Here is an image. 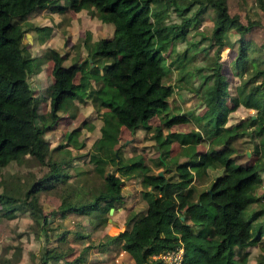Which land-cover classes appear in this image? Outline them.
<instances>
[{
    "label": "trees",
    "instance_id": "obj_1",
    "mask_svg": "<svg viewBox=\"0 0 264 264\" xmlns=\"http://www.w3.org/2000/svg\"><path fill=\"white\" fill-rule=\"evenodd\" d=\"M66 1L64 5L57 0H0V168L21 160L26 154L50 165L48 173L33 181L21 194L17 192L15 196L8 189L0 191V204L11 205L7 211L26 205L42 222H48L38 204V191L46 186V181L57 180L62 173L60 163L49 157L45 159L41 150L44 133L52 127L59 110H66L75 99L91 97L101 119L100 136L94 140L93 148L95 168L103 175L104 186L91 200L81 204L65 206L62 200L61 214L67 211L87 214L98 210L103 213L108 212L110 206L122 205V181L115 170L123 175L136 170L144 187L140 193L146 207L126 218L123 229L107 233L106 240L95 245L100 251L119 245L133 258L132 264L153 261L160 264V259H153L152 254L183 244L180 264H243L235 256V248L255 244L264 234V194L258 191L263 182L262 163L259 160L243 164L235 161L232 156L235 148L230 140L252 125L255 130L251 131L260 135V146H256L255 151L260 152L264 147V77L259 83L249 82L255 75H264V52L261 53L264 42L257 45L246 37L253 26L264 27V22L254 15H247L246 21L243 20L240 12L230 11L227 0ZM254 1L257 10L264 13V0ZM48 7L57 11L66 7L91 9L100 20L113 24V32L108 37L96 39L83 60L64 63L65 55L56 48L48 49L53 61V80L47 87L49 110L43 114L39 113L38 97L28 80L29 74L38 70L40 58L26 52L22 43L25 29L19 19ZM170 7L177 15L176 20L165 19ZM207 10L213 14L211 30L209 35L202 33L201 37L207 38L209 45L215 44L218 51L224 45H233L229 34L236 32L233 68L242 74L252 66L255 72L237 85L229 105L225 99L229 94V82L222 73L219 53H216L208 63V71L198 74L201 85L204 84L207 105L201 116L212 121L211 133L223 146L210 148L199 156H195L196 150L191 147L188 160H172L167 158L170 142L178 139L186 143L191 142V138L187 132L178 130H168L164 134L162 125H155L152 128L155 146L162 150L159 163L165 170L173 168L174 171L169 175L151 172L142 158H125L115 147L120 128L134 130L153 115L163 112L162 121L167 127L188 119L185 113L165 116L168 98L176 87L164 82L170 70L164 48L168 43L186 41L177 65L188 64L184 60L195 54L193 49L208 48L207 45L199 47L200 39L190 41L187 37L188 28L202 21ZM35 29H45L46 33L49 28L36 26ZM253 47L258 48L260 60L251 54ZM259 63L263 66L258 67ZM78 72L80 79L75 81ZM193 75L196 74L191 70L190 78ZM91 80L98 83V87H93ZM238 105L257 108L258 113L254 117L249 115L248 123L225 125L228 111ZM216 125L222 126V135L214 130ZM76 134L75 128L68 131L67 136L71 140ZM108 165L113 167L112 171L106 168ZM218 166L221 173L208 186L196 191L194 179L207 176L208 168ZM16 200H20L21 205H13ZM106 219L107 216L104 221ZM92 246L85 245L71 263L84 261ZM64 255L55 248L45 249L43 263H52L49 259L55 263Z\"/></svg>",
    "mask_w": 264,
    "mask_h": 264
},
{
    "label": "rangeland",
    "instance_id": "obj_2",
    "mask_svg": "<svg viewBox=\"0 0 264 264\" xmlns=\"http://www.w3.org/2000/svg\"><path fill=\"white\" fill-rule=\"evenodd\" d=\"M227 1L230 11L240 12L243 20L246 21L247 15H254L264 22V13L257 10L254 0ZM57 2L67 4L66 0H57ZM212 15V11L207 10L203 13L202 21L188 28L187 37L190 41L200 39L199 47L204 45L208 47L204 50L202 48L193 49L192 53L195 54L193 56L191 54L192 57L184 60L188 64L177 65L181 62L179 53L185 48V40L178 41L174 45L168 43L164 48L166 63L170 69L164 82L176 87L168 98L169 106L165 116L169 113H185L188 119L167 127L162 121L163 112L153 115L134 130L125 126L120 128L115 147L125 158L129 156L142 158L143 163L150 166L151 172L161 171L169 175L174 171L173 168L165 170L164 165L159 163L162 150L155 146L157 142L153 137L154 130L152 129L155 125L161 124L164 134L168 130H178L187 132L191 138V142L186 143L178 139L170 142L167 158H172V160H188L193 147L196 150L195 156H199L200 153L210 148L223 146L222 141L216 139L211 133L212 121H209L208 117L201 116L207 105L204 101V84L201 85V77L198 74L208 71V63L214 59L216 53H219L218 59L221 60L222 73L227 76L229 82V94L225 97L229 105L232 103L231 96L236 94L237 85L255 72L252 66H250L252 70L248 69L242 74H238L233 68V59L237 49V42L234 41L238 37L236 32L231 31L229 34L233 45H224L218 51L215 44L209 45V40L201 37L202 33L210 34ZM165 19H177L171 7ZM19 20L25 29L22 43L26 52L40 58L38 70L29 74L28 80L33 93L38 97L39 113L45 114L49 110L47 87L53 80L51 73L53 61L48 56V49L56 48L65 55L64 63L83 60L88 56V48L96 39L112 34L113 24L100 20L91 9L74 10L68 7L62 11L51 10L49 7L37 9ZM36 26H47L49 29L45 33V29H35ZM246 37L253 39L257 45L263 43L264 27L262 25L253 26L246 33ZM251 54L260 60L258 48L253 47ZM262 66L263 63H259L258 67ZM197 67L203 69L198 70ZM191 70L196 75L190 78ZM253 77L254 79L249 82L259 83L264 75ZM79 79L80 73L78 72L75 81ZM91 81L93 87H98V83ZM91 100V97L73 100L66 110L58 111V117L52 127L44 133L45 141L41 150L45 159L49 157L60 163L62 173L59 179L46 181V186L38 191V204L43 213L47 215L48 222H42L26 205L14 210L10 208L7 211L11 205L0 204V264H44L42 254L45 249L51 248L64 252L65 255L55 263L53 259H49L48 261H52L50 264H74L71 261L87 244L93 246L88 249L84 261L78 264H132L134 262L130 254L122 250L119 245H115L114 250L107 248L104 251H100L95 245L99 241L104 242L105 235L114 234L118 228H112L109 225L112 220L104 221V217L113 219L117 215L124 225L126 218L145 209L146 203L140 193L144 187L141 184V176L136 173V170L125 175L115 170V174L122 181V208L119 210L116 208L110 213L107 211L102 213L98 210L87 214L67 211L64 215L60 212L62 200L65 206L81 204L91 200L95 193L104 186V177L95 168L96 152L93 148L94 140L100 136L101 119L99 110ZM257 113V108L238 105L228 111L225 125L248 123L249 115ZM75 128L76 137L70 140L67 133ZM252 128V125L246 126L241 134L230 140V144L235 148L232 156L235 161L242 164L255 160L261 161L260 171L263 182L258 191L264 194V147L260 152L255 151V147L260 146V135L251 131ZM214 130L221 132L222 126L216 125ZM219 135H222V132ZM106 168L109 171L113 170V167L109 165ZM49 169L50 165L46 162H40L34 156L26 154L21 160L11 161L0 168V191L8 189L15 196L17 192L21 194L33 181L46 175ZM220 173L221 168L218 166L210 169L207 176L195 178L193 182L195 190L199 191L208 186L210 181ZM13 205H21L20 200L13 202ZM106 226L109 230H105ZM235 249V256L243 264H264V234L255 244Z\"/></svg>",
    "mask_w": 264,
    "mask_h": 264
},
{
    "label": "built area",
    "instance_id": "obj_3",
    "mask_svg": "<svg viewBox=\"0 0 264 264\" xmlns=\"http://www.w3.org/2000/svg\"><path fill=\"white\" fill-rule=\"evenodd\" d=\"M183 251V244H179L175 248L163 250L161 252L152 254L151 257L153 259L159 258L160 264H180L183 258ZM150 264H159V262L153 261Z\"/></svg>",
    "mask_w": 264,
    "mask_h": 264
},
{
    "label": "crops",
    "instance_id": "obj_4",
    "mask_svg": "<svg viewBox=\"0 0 264 264\" xmlns=\"http://www.w3.org/2000/svg\"><path fill=\"white\" fill-rule=\"evenodd\" d=\"M255 116V115H254ZM197 152H198V150H197ZM204 152V151H203ZM200 152H198V154H199ZM201 154V153H200ZM210 169H213V168H208V171L210 170ZM197 179V178H196ZM122 183V182H121ZM146 207V206H145ZM116 208H118V210L120 209V208H122V205H118ZM116 208H114L113 207V210H115ZM108 212L110 213V211L108 210ZM120 214H121V211H120ZM107 219H109V220H112V222L109 224V225H111V227L112 228H115V227H118L115 231H114V233H116L117 231H119V230H121V229H123L124 227H125V224L126 223H124V225H123V223L121 222V219H119V216H117L116 215V217H114L113 219L111 218V217H107ZM125 221H126V219H125ZM105 230H109V227L108 226H106L105 227ZM110 234H113V233H110ZM115 248L113 247V248H111L110 250H114ZM122 249V248H121ZM122 250H124V249H122ZM127 252V251H126Z\"/></svg>",
    "mask_w": 264,
    "mask_h": 264
},
{
    "label": "water",
    "instance_id": "obj_5",
    "mask_svg": "<svg viewBox=\"0 0 264 264\" xmlns=\"http://www.w3.org/2000/svg\"><path fill=\"white\" fill-rule=\"evenodd\" d=\"M252 117H254V115H252ZM159 172L162 173L161 171H159ZM112 210H113V207L110 206L109 211L111 212ZM182 217H183V215H182Z\"/></svg>",
    "mask_w": 264,
    "mask_h": 264
}]
</instances>
